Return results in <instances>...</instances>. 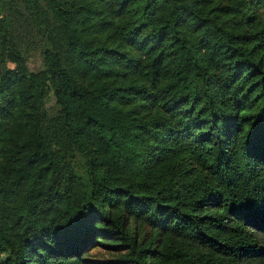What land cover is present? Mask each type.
I'll return each mask as SVG.
<instances>
[{
    "label": "trees",
    "instance_id": "trees-1",
    "mask_svg": "<svg viewBox=\"0 0 264 264\" xmlns=\"http://www.w3.org/2000/svg\"><path fill=\"white\" fill-rule=\"evenodd\" d=\"M0 264H264V0H0Z\"/></svg>",
    "mask_w": 264,
    "mask_h": 264
},
{
    "label": "rangeland",
    "instance_id": "rangeland-1",
    "mask_svg": "<svg viewBox=\"0 0 264 264\" xmlns=\"http://www.w3.org/2000/svg\"><path fill=\"white\" fill-rule=\"evenodd\" d=\"M28 66H29L30 70L39 73L41 71V68H42V61H41V58L39 57V55L33 54L28 60ZM41 83L43 84V87L45 88V90H47V87L44 83L43 76H41ZM47 106L49 108H51L53 106L52 95H49L47 98ZM107 256L108 255L106 253L99 251L96 253V255H93V258H98V259L102 260V259L107 258Z\"/></svg>",
    "mask_w": 264,
    "mask_h": 264
}]
</instances>
